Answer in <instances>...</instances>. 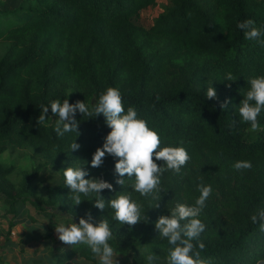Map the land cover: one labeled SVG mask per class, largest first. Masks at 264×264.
Masks as SVG:
<instances>
[{
	"label": "trees",
	"instance_id": "16d2710c",
	"mask_svg": "<svg viewBox=\"0 0 264 264\" xmlns=\"http://www.w3.org/2000/svg\"><path fill=\"white\" fill-rule=\"evenodd\" d=\"M166 1L149 27L136 21L156 0H35L34 7L0 8V40L8 43L0 57V154L28 148L39 160L23 172L25 193L3 198L4 212L14 216L18 203L37 213L46 211L49 216L29 215L33 223L45 224V238L52 235L57 211L70 209L77 224L90 212L94 223L107 219L114 237L109 244L117 255L131 253L130 264L149 252L158 257L155 264H166L171 246L159 237L155 223L177 203L194 205L203 183L213 191L199 217L207 225L200 237L205 244L201 258L212 264H256L264 259V232L250 217L264 209V111L249 139L246 130L251 126L242 122L238 106L249 79L264 76V43L245 39L237 25L253 20L264 29V0ZM228 72L235 82L225 81ZM210 86L216 99L206 98ZM109 87L120 90L125 110L134 107L138 118L158 132L161 147L182 146L191 157L180 174H163L160 201L133 192V179L127 176L124 186L116 184L111 156L106 155L101 167H91L92 155L111 131L103 115L89 117L77 110L78 137L56 135L50 106L48 120L37 124L42 105L68 98L70 104L81 101L91 108ZM225 101L229 103L222 108ZM75 139L81 147L70 151ZM242 160L252 168L234 169ZM82 164L89 172L86 179L113 185L114 191L100 194L105 201L130 192L148 221L122 225L113 219L112 209L93 207L95 195H82L81 204L74 205L63 170ZM46 166L60 174L63 184L46 186L43 195L28 194ZM13 168L0 165V182L7 181ZM76 254L97 264L83 244L59 254L57 264H67Z\"/></svg>",
	"mask_w": 264,
	"mask_h": 264
},
{
	"label": "clouds",
	"instance_id": "9594fccd",
	"mask_svg": "<svg viewBox=\"0 0 264 264\" xmlns=\"http://www.w3.org/2000/svg\"><path fill=\"white\" fill-rule=\"evenodd\" d=\"M244 32L245 39L257 40L264 43V29L255 27L253 20H246L237 25ZM225 81L235 82L236 77L231 72L226 73ZM249 88L238 106V112L243 123H248L252 131L259 129L258 116L264 111V76L250 78ZM230 86V85H229ZM207 99H216L215 89L210 86L206 92ZM158 99V98H157ZM229 101H225L221 107L226 108ZM51 108L52 116L55 117L54 131L58 137H64L65 133L81 134L78 131L79 121L75 119L77 110L89 117L103 115L105 124L111 131L105 137L102 147H98L91 159V167L99 168L103 165L104 159L111 156L116 162L114 174L119 177L116 184L124 186L125 179H133L132 191L139 193L142 197H149L153 200H161L160 193L161 177L166 171L180 174L191 159L187 150L180 147H161V138L157 131L151 129L147 121L138 118V112L134 107L125 110L123 98L118 88L109 87L102 93L94 105L90 108L85 102L77 101L70 104L68 98L61 103L59 99L52 101L50 105L41 106V114L37 124L43 125L48 120L47 113ZM76 137V138H77ZM70 144V151L80 149L75 142ZM156 161H162L158 166ZM237 171L249 170L252 168L250 161H237L233 165ZM89 172L84 170L83 164L78 167H67L63 170L65 186L71 190L70 198L74 205H80L81 196H96L93 207L103 211L106 206L113 210V219L121 223L134 226L137 223L148 221V216L141 203L132 198L130 192H121L114 198L105 201L100 195L104 190L114 191L113 185L103 179L85 177ZM199 197L194 205L177 203L170 211V215L160 216L155 223V229L159 237L167 239L171 248L166 257V264H212V261L202 259L201 252L205 250V244L200 241L201 234L205 232V225L199 218L206 207V201L212 194L211 185H198ZM159 207V203L155 208ZM154 209V208H153ZM60 215V214H59ZM67 218V216H62ZM87 218H80L79 223L71 221L67 224L60 222L55 226L58 239L64 244L72 247L86 245L93 254L98 264H119L114 248L109 244L113 240V233L107 219L94 223L91 213L86 214ZM252 223L259 224L260 231L264 232V209L258 210L250 217ZM17 231H22L20 227ZM197 243L194 244L193 242ZM198 248V250H197ZM151 262L158 257L149 252L145 257ZM81 258L74 264H80ZM257 264H264V261H257Z\"/></svg>",
	"mask_w": 264,
	"mask_h": 264
},
{
	"label": "rangeland",
	"instance_id": "374dc122",
	"mask_svg": "<svg viewBox=\"0 0 264 264\" xmlns=\"http://www.w3.org/2000/svg\"><path fill=\"white\" fill-rule=\"evenodd\" d=\"M166 0H156V3L152 5L151 7L144 8L140 12V17L137 19V23L144 26L149 27L152 23L155 17L158 16L163 10V4H166ZM19 6L24 8L34 7L36 6L35 0H0V8L2 9H15ZM8 43L6 41L0 40V57L3 55L5 50L7 49ZM55 121V117L51 116L49 118V122ZM256 131H252L251 127L247 128L246 130V138L251 139L254 137ZM38 159H34L31 156L30 150L28 148H18V149H12L9 148L5 150L3 153L0 154V165L2 166H10L13 165V171L9 173L7 177L6 182H0V211H3L5 209V205L3 202V198L8 195L16 196L18 193L23 194L25 192H21V182L23 179V172L28 171L30 172L32 168L35 166V164L38 162ZM63 184L62 179L60 178V174L51 167H44L40 171L39 177L31 182V189L28 194H36V195H43L45 193V187L46 186H57ZM20 204V203H18ZM64 213H59L58 211L55 213V216L53 217V220L55 222V226L63 222L65 224L69 223L71 218L69 215H71L70 209L65 208ZM46 214L47 213H43ZM62 216H67V218H62ZM40 216H44L40 214ZM55 226L52 231L51 235V247H45V245H39L36 243H33L31 246H29V249H32L31 253L34 255L35 260L40 261L46 260V264H50L51 260L54 258L55 260L51 264H57V257L59 254H61L66 249L71 248V245L64 244L58 239V236L55 232ZM2 232H6L5 229L2 230ZM12 236L16 237L18 236L16 231L12 232ZM41 239H45V237H41ZM2 240V239H1ZM3 245L0 246L2 248ZM50 251L49 257L47 258V255L45 257V252ZM38 256V257H37ZM117 259L119 261V264H130L132 254H121L117 255ZM39 258V259H38ZM79 255H74L67 264H74L76 260H78ZM11 261V260H10ZM38 261H34V264H39ZM259 261H264V259H261ZM6 262H9L7 260ZM80 264H90L89 261L81 258ZM98 264V261H97ZM137 264H149V262L145 259H142ZM151 264H155L154 262H151ZM257 264V263H256Z\"/></svg>",
	"mask_w": 264,
	"mask_h": 264
},
{
	"label": "crops",
	"instance_id": "0c3cea01",
	"mask_svg": "<svg viewBox=\"0 0 264 264\" xmlns=\"http://www.w3.org/2000/svg\"><path fill=\"white\" fill-rule=\"evenodd\" d=\"M17 207L19 209L14 216L12 213L6 214L4 210L0 211V246L3 245L0 248V264H34V261L38 260H35V257H33L34 255L31 253L32 249L28 250L29 246L36 243L39 245L44 244L46 248L51 247V236L41 239V237L44 238L45 224L43 222L33 223L29 219L30 214H42L44 216H49V214L46 211L37 213L31 205H22L20 203L17 204ZM43 213H47V215ZM10 222L13 223L12 226H10ZM18 227L22 231H17ZM3 229L6 230L5 233L2 232ZM13 231H16L18 236H12ZM49 254L50 251L47 250L45 257L47 255L48 258ZM7 260L9 262H6ZM39 260V264H46L47 259ZM54 260L53 258L49 263H53Z\"/></svg>",
	"mask_w": 264,
	"mask_h": 264
}]
</instances>
